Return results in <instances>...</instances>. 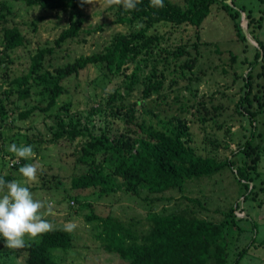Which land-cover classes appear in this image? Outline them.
<instances>
[{
  "label": "rangeland",
  "instance_id": "1",
  "mask_svg": "<svg viewBox=\"0 0 264 264\" xmlns=\"http://www.w3.org/2000/svg\"><path fill=\"white\" fill-rule=\"evenodd\" d=\"M225 1L238 9L236 19L251 42L245 36L241 39L236 34L229 15L219 1L209 6L207 15L198 26L187 22L154 24L150 30L160 33L170 50L179 48L183 51L167 67H162L161 62L157 64V77L160 78L161 71V83L158 90L149 96L140 97L142 76L138 75L139 80L121 99V108L129 103L139 120L143 119L155 127L176 124L179 119L187 125L186 142L196 153L212 155L217 159L226 157L232 161V165H226L210 176L192 177L180 190L169 188L150 193L149 196L157 195V198L147 202L142 198L143 192L134 196L117 189L97 197L95 193H89V188H70V176L82 169V165L73 160L72 153L73 145L80 138L77 136L69 140L59 137L52 142L46 139L50 136L48 125L55 116L54 112L78 118L88 127L90 123L104 125L107 133H117L123 119L103 104L104 96L117 84L122 91V75L130 71L131 63L112 75L101 63H94L87 64L76 74L64 76L60 82L65 86V91L49 109L50 115L39 110H33L22 118L16 115L17 111L31 103L43 104L38 97L44 92L37 85L31 86V94L24 99H18L14 93L6 99L2 96L8 78L26 71L30 56L38 48L50 47L51 50L44 53L41 66L52 71L53 67L73 60L78 54H89L100 49L113 32L125 30L124 24L111 21L114 9L99 7L98 4L79 5L81 26L85 28L101 23L102 28L82 32L77 37L55 44L54 37L66 21L63 10L27 5L20 0H6V18L16 23L29 41L6 51L0 58V99L5 100L6 110L5 123L0 121V147L7 148L11 143L25 144V136L30 134L43 137L34 150L36 159L27 161L41 165L38 174L41 186L34 188L32 185L30 190L36 199L53 202L56 215L47 219L55 226L69 221L78 224L72 232V247L62 254L64 264H127L114 254L100 250L99 241L84 218L83 213L89 211L87 205H91L96 213H110L123 220H132L136 228L142 229L146 226L145 214L148 209L167 211L187 207L198 216L217 221L232 206L236 218L233 224L229 223L224 228L226 264H230L236 256L238 260L235 264H264V110L258 104L263 100L264 60L257 58L248 70V62L255 59V48L264 54V0ZM144 69H149L148 65ZM247 71L250 72L251 81L247 94L250 105L242 101L245 108L239 107L238 110L235 103L245 90ZM64 102H67L65 108L61 106ZM91 105L98 106V112L89 114ZM247 110L253 112L252 118ZM248 137L253 150L246 155L242 143ZM7 155L0 153V174L11 173L16 177L19 168L9 169L7 161L4 162L9 159ZM251 155H256V159L250 160ZM8 156L15 159L11 153ZM246 164L249 176L246 179L247 188L250 191H246L247 188L234 176L235 166ZM69 193H77V201L70 203L72 197L65 196ZM243 246L247 248L238 255V250ZM23 251L24 248L8 249L0 240V264L22 263Z\"/></svg>",
  "mask_w": 264,
  "mask_h": 264
},
{
  "label": "trees",
  "instance_id": "2",
  "mask_svg": "<svg viewBox=\"0 0 264 264\" xmlns=\"http://www.w3.org/2000/svg\"><path fill=\"white\" fill-rule=\"evenodd\" d=\"M20 1L27 5L65 12L66 21L54 37L55 44L77 37L82 32L100 30L103 26L101 23L85 28L81 26L80 0ZM216 1H219L229 15L236 34L242 39L244 34L236 19L238 9L225 0H164V7L158 9L149 7V0H141L136 9L130 12H125L122 6L109 7L114 9L111 21L124 24L125 30L113 32L100 49L89 54H78L73 60L55 66L49 71L42 68L41 60L45 51L51 49L41 47L30 56L26 71L8 78V85L2 90L5 99L13 93L18 99L28 97L32 92L30 89L32 85L39 86L44 92L38 97L43 104L31 103L23 107L16 112L19 118L29 115L33 110L44 111L50 115L49 109L57 103L58 96L65 91V86L60 82L64 76L76 74L87 64L94 63H101L112 75L124 70L125 66L131 63L130 71L123 72L122 75V91L117 84L104 96L103 104L123 119V125L117 133H107L104 125L100 124L90 123L88 127L85 122L80 123L78 118L67 116L66 113L64 115L53 113L55 116L48 125L50 128V136L46 138L48 142L55 141L59 137L69 140L77 136L80 138L73 145L72 153L73 160L82 165V169L70 176L68 182L70 188H89V193H95L97 197L117 189L134 196L143 192L142 198L151 202L153 198H157V195L152 197L149 196L150 193H159L169 188L180 190L192 177L210 176L224 166L232 165L229 158L217 159L212 155L196 153L186 142L187 125L179 119L176 124L155 127L145 123L143 119L139 120L133 114L134 108L129 103L121 108V99L139 80L138 75L142 76L140 97L149 96L158 90L161 83V71L160 78L157 77V64L161 62L162 67H167L170 61L183 51L179 48L175 51L170 50L164 37L150 28L159 22L173 24L187 22L198 26L207 15L209 6ZM7 9L6 0H0V58L6 54V51L29 41L18 25L6 18ZM31 28L34 29V25ZM254 56L255 59L248 62V70L252 68L257 58L264 60L263 51L260 54L257 48ZM261 64L263 67L262 62ZM147 65L149 69H144ZM249 73L247 71L244 80L243 95L235 103L236 109L250 105V99L247 97L251 86ZM262 95L263 100L258 101V104L264 110V87ZM242 101H245V105ZM66 104L67 102H64L61 106L65 108ZM89 108V114L99 110L96 105H91ZM247 112L250 118L254 116L252 111L247 110ZM5 117V100L0 99V121L3 124ZM42 138L30 134L25 136L24 143L32 145L35 150L37 142ZM249 143V137L242 143L246 155L253 150ZM0 153L10 155L5 147H0ZM8 155L9 159H5L4 162L7 161L11 171L28 161L21 159L19 163L13 164L12 157ZM253 158L256 159V155L250 156V160ZM246 166L248 167L247 164L237 165L234 169V176L245 189L248 185L246 179H249ZM14 175L4 173L0 174V177L6 181L16 177L21 179L20 175L16 177ZM38 186H41L39 181L33 184L34 188ZM247 190L250 191V188ZM65 196L72 197L70 203L78 199L77 193H69ZM87 206L89 211L83 213L84 218L90 223L93 234L99 241L100 250L114 254L119 259L125 260L127 264H205L208 261L210 264H226L224 228L229 223L233 224L236 218L232 206L228 207L223 217L217 221L198 216L187 207L167 211L148 209L145 214L146 226L143 229L136 228L132 220H123L110 213H96L91 205ZM62 226H55L56 231L44 234L35 241H27L23 251V261L20 264H64L62 254L72 247L73 235L60 230ZM246 246L238 250V255L245 251ZM2 251L5 252L4 248ZM237 260L238 256L230 264H235Z\"/></svg>",
  "mask_w": 264,
  "mask_h": 264
},
{
  "label": "clouds",
  "instance_id": "3",
  "mask_svg": "<svg viewBox=\"0 0 264 264\" xmlns=\"http://www.w3.org/2000/svg\"><path fill=\"white\" fill-rule=\"evenodd\" d=\"M80 3L93 6L98 4L103 8L122 6L125 12H130L136 9L141 0H80ZM149 7L163 8L164 0H149ZM7 152L15 157L12 158L13 164L19 163L21 159H36V153L30 144L11 143L7 146ZM40 171L41 165L38 162L26 163L18 169L21 179L6 181L0 177V240L8 249L24 248L27 241H35L38 237L57 230L47 219L56 215L53 202L36 199L30 190L38 182ZM77 227L78 224L69 221L60 230L72 233Z\"/></svg>",
  "mask_w": 264,
  "mask_h": 264
},
{
  "label": "water",
  "instance_id": "4",
  "mask_svg": "<svg viewBox=\"0 0 264 264\" xmlns=\"http://www.w3.org/2000/svg\"><path fill=\"white\" fill-rule=\"evenodd\" d=\"M241 29H242V32H243L244 36L246 37V39L251 42V40L249 39V37L247 35L246 30L242 26H241Z\"/></svg>",
  "mask_w": 264,
  "mask_h": 264
}]
</instances>
